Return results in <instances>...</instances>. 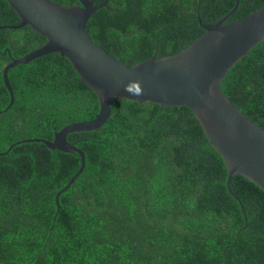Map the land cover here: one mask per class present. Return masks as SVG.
<instances>
[{
    "label": "trees",
    "instance_id": "obj_1",
    "mask_svg": "<svg viewBox=\"0 0 264 264\" xmlns=\"http://www.w3.org/2000/svg\"><path fill=\"white\" fill-rule=\"evenodd\" d=\"M236 2L109 0L87 31L133 66L181 51L205 32L198 16L215 23ZM263 6L239 0L227 22ZM19 23L0 0V264H264V189L233 176L245 216L224 158L187 106L117 99L100 129L69 133L85 168L58 208L80 154L15 143L53 140L65 126L94 119L100 101L72 62L53 52L9 69L10 105L4 68L47 40L29 25L12 27ZM222 90L264 128V40L232 66Z\"/></svg>",
    "mask_w": 264,
    "mask_h": 264
},
{
    "label": "water",
    "instance_id": "obj_2",
    "mask_svg": "<svg viewBox=\"0 0 264 264\" xmlns=\"http://www.w3.org/2000/svg\"><path fill=\"white\" fill-rule=\"evenodd\" d=\"M8 2L20 17V23L12 27L29 25L47 39L42 47L13 59L4 68V82L11 94L10 105L14 103V91L8 77L9 69L53 52L72 62L100 101V111L94 119L65 126L55 133L53 140L35 138L15 143L42 141L51 149L80 154L81 167L56 195L58 208L60 195L85 168V153L68 141V134L100 129L111 117L113 101L129 99L189 107L210 144L224 158L228 168L227 186L246 216L244 205L231 190V181L234 175L241 174L264 189V128L233 103L223 92L222 83L232 66L264 40V6L231 22L227 19L238 7L239 0L215 23H204L198 16L205 32L187 47L173 55L151 57L129 66L99 46L87 31L91 16L107 6L109 0L98 5H95L96 0H78L71 6L54 0Z\"/></svg>",
    "mask_w": 264,
    "mask_h": 264
}]
</instances>
